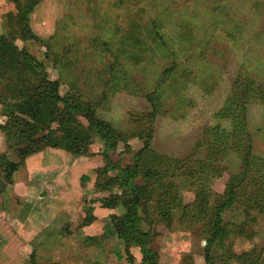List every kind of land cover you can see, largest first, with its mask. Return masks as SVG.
I'll return each mask as SVG.
<instances>
[{
  "label": "rangeland",
  "instance_id": "obj_1",
  "mask_svg": "<svg viewBox=\"0 0 264 264\" xmlns=\"http://www.w3.org/2000/svg\"><path fill=\"white\" fill-rule=\"evenodd\" d=\"M27 1H36L28 13L27 24L39 40L23 41L17 37L21 24L13 0L0 14V34L13 38L19 49H26L43 63L47 77L59 81V94H71L80 103L91 106L101 121L110 123L125 138L131 151L127 152L119 143L105 156L102 142L88 132L89 154L78 158L61 152L67 156V162L72 157L83 162L73 169H69L73 163L68 168L60 165V175H73L74 169L77 170L74 175H97L94 187L99 188V181H103L98 176L99 170L107 164L127 166L132 153L142 148L143 139L136 135L135 129L145 123L146 129L150 125L153 129L150 150L169 161L168 174L177 175L171 180L181 185L183 202L192 204L199 190L212 202L214 197L225 193L231 175L241 171V160L233 149L235 139L241 141V133L233 131L230 117L216 116L229 97L234 98L229 114L233 111L243 117L242 133L246 130L251 137V153L264 158V0ZM8 17H15L14 24L8 23ZM153 20L159 22L163 44L154 43L156 38L150 30ZM170 68L171 74L164 75ZM145 95L160 99L162 109L152 123L147 118L152 106ZM11 113L34 117L33 110H15L0 104V114L5 120ZM3 140L9 159L18 162L17 150H23L24 145L11 141L8 147L4 136ZM41 142L39 147H48L46 140ZM35 154L32 151L26 158ZM56 160L52 164L62 162ZM180 162L183 166L189 163L188 166L201 168L207 163L217 172L215 176L201 175L206 186L196 187L183 183L187 178L178 175L176 168L181 166ZM114 174L117 170L108 172ZM242 188L252 194L256 177L251 174L246 177ZM112 194L120 195V189L99 190V199L104 201ZM82 201L84 208L88 198L85 196ZM116 207L117 214L121 213L122 208ZM242 209L233 207L224 213V222L234 225L236 233L230 232L218 240L212 254L224 253L226 248L237 255L256 247L264 248V216L252 211L243 214ZM178 216L177 212L167 225H154L155 236L149 245L154 264H204L207 217L190 221L183 228ZM67 232L63 226L39 233L40 240L45 242L31 246L37 256L36 264L47 263L54 256L53 248L63 252L80 245L70 239L65 243ZM6 243L7 239H3L0 249ZM82 245L84 250L88 247ZM86 250L84 254L91 255L90 248ZM135 251L138 260L133 258L129 263L126 257V264H140L141 254ZM15 264L34 263L27 254ZM257 264H264V258Z\"/></svg>",
  "mask_w": 264,
  "mask_h": 264
},
{
  "label": "trees",
  "instance_id": "obj_2",
  "mask_svg": "<svg viewBox=\"0 0 264 264\" xmlns=\"http://www.w3.org/2000/svg\"><path fill=\"white\" fill-rule=\"evenodd\" d=\"M13 1L19 9L16 18L19 17L18 24H21L17 37L23 41L39 40L27 24L28 13L36 1ZM8 19L9 24H14L15 17ZM159 29V22L151 21L150 30L156 38L154 43L163 44L164 39ZM171 71L172 68L166 70L164 75L171 74ZM59 87V81H51L47 77L43 63L26 49H19L13 38L0 34V104L15 110H33L34 116L29 118L19 113H11L5 123L0 125L8 147L11 141L24 145L23 150H17L18 162H12L5 154H0V171L6 183H9L13 173L23 166L24 159L39 148L42 139L46 140L45 146L82 157L89 154L91 140L88 132H91L102 142L105 156L108 151L115 150L119 143L131 153L125 138L110 123L101 121L91 106L80 103L73 95H60ZM144 98L152 106V112L147 116L148 121L152 123L155 116L161 112L160 99L148 95ZM233 103L234 98L229 97L216 116L230 117L233 131L238 130L241 133V141L235 139L233 146L234 152L241 160V171L231 175L226 183L225 193L214 197L212 202L208 201V197L203 195L201 190L192 204L183 202L180 195L181 185L171 180L177 175L173 172L168 174L169 161L150 150L153 129L151 125L146 129L145 123L135 129L136 135L143 139V146L139 151L132 153L131 163L124 167L107 164L97 172L99 178L103 177V181L98 184L99 190L109 191L114 187L120 189V195L112 194L107 200L113 206L121 207L122 212L111 217L103 231L107 237L116 238L129 263L133 260L130 249L137 247L141 254L140 264H154L149 249L155 236L154 225L169 224L177 212L183 228L190 221L207 217L204 224L207 227V238L203 247L204 264H231L233 261L238 264H257L264 258V248L257 247L238 255L230 248H226L227 251L219 255L211 252L218 240L230 232L236 233L234 225L224 222L225 212L239 207L244 209L243 214L252 211L264 216V158L251 153V137L246 130L242 133L245 129L243 117L240 118L233 111L229 114L230 105ZM240 105L243 107V104ZM138 120L140 121L141 117ZM238 126L241 128L238 129ZM180 165L176 166L180 172L178 175L187 178L183 179V183L187 182L196 187L206 186L201 182V175L215 176L217 172L215 167L207 163L203 168L197 165L188 166L189 163L183 166L182 162ZM113 170H117V174L108 175V172ZM250 174L256 177V188L252 194L242 188ZM3 189L4 185L1 184L0 192ZM202 199H205V202ZM153 216L157 219L154 222ZM31 263L35 264L34 259Z\"/></svg>",
  "mask_w": 264,
  "mask_h": 264
},
{
  "label": "crops",
  "instance_id": "obj_3",
  "mask_svg": "<svg viewBox=\"0 0 264 264\" xmlns=\"http://www.w3.org/2000/svg\"><path fill=\"white\" fill-rule=\"evenodd\" d=\"M10 3L11 0H0V14ZM5 113L2 115L5 116ZM1 118L0 125L4 119ZM39 148L34 152L35 155L24 159L23 166L17 170L21 174H13L9 183L0 175V185H4L0 196V245H3V239H7L3 249H0V264H15L27 254L36 264L37 256L32 244L45 242L40 240L39 233L47 231L48 228L59 230L63 226L68 230L65 243L70 239L80 245L71 246L70 251L63 250L64 253L53 248L54 256L49 257L47 263L56 260L61 264H104L105 261L109 264H126L122 246L117 243L116 238L107 237L103 231L118 209L107 199L103 202L99 199V188L94 187L97 175H74L77 171L75 169L73 175H60V165L65 164L62 167L68 168L73 163V166L69 167L73 169L76 164L81 166L80 162L83 160L72 157V161L67 162V156L61 153L63 150ZM5 152L3 133L0 130V154H5L9 159V151ZM55 160L62 162L54 165L52 162ZM85 196L88 198V204L83 208L80 203ZM82 243L87 244L86 249L90 248L91 255L84 254L87 250L83 249ZM65 247L68 250V245L65 244ZM79 250L83 252L78 255ZM134 251L139 252L137 247L130 249V254L137 261L139 257ZM74 252L76 253L73 254Z\"/></svg>",
  "mask_w": 264,
  "mask_h": 264
}]
</instances>
